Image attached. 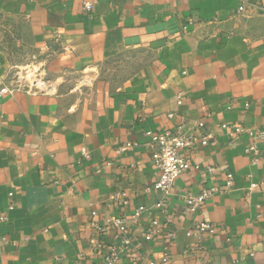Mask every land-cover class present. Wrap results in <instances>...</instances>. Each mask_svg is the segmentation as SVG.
I'll list each match as a JSON object with an SVG mask.
<instances>
[{
	"label": "crops",
	"instance_id": "1",
	"mask_svg": "<svg viewBox=\"0 0 264 264\" xmlns=\"http://www.w3.org/2000/svg\"><path fill=\"white\" fill-rule=\"evenodd\" d=\"M0 16L26 25L57 81L0 92V264H106L111 249L113 264H264V140L246 153L264 131V0H0ZM12 67L0 52V91ZM165 130L194 142L160 207L145 134ZM201 222L215 232L187 234Z\"/></svg>",
	"mask_w": 264,
	"mask_h": 264
},
{
	"label": "built area",
	"instance_id": "2",
	"mask_svg": "<svg viewBox=\"0 0 264 264\" xmlns=\"http://www.w3.org/2000/svg\"><path fill=\"white\" fill-rule=\"evenodd\" d=\"M84 9L89 10L90 6L84 4ZM243 7L238 9V12H242ZM50 59V55L46 54L41 60H37L35 57L32 58L31 64L23 70H16L11 73V76L7 78V86L1 89L2 94L12 95L15 92L23 91L29 94H42L46 96L54 95L57 90V81L51 80L47 77L46 66ZM178 104L180 102L178 101ZM173 115L169 114L168 118H172ZM198 127L201 124L197 123ZM226 128V125H222ZM235 133L241 131L240 128L234 127ZM250 137L253 138V143L246 149V153H251L253 155L257 154L256 143L260 140H264V131H251L249 132ZM145 136L148 138V144L152 147L153 152L150 156L152 163L158 170L157 181L153 185V190L158 192L161 196L159 206L162 207L165 199L170 195L171 188L175 181L180 177V175L190 168V162L184 155V150L191 147L194 142L192 136L181 134L178 131L165 130L161 133L147 132ZM212 145V138L209 134L204 135L200 140L201 146ZM136 144L132 142H125L117 147V152L121 153L129 148L135 147ZM209 171H212L208 168ZM232 175L228 174L226 176L223 185L218 189L219 192L228 191L232 185ZM215 188H209L203 190V192L197 197L185 196L184 205L186 211L189 213H194L202 205L205 199L213 195L216 191ZM114 200L118 202L125 203L122 194H116ZM144 211L143 207L136 209L132 216V220H136L139 215ZM90 225L92 228L96 229L98 232L102 233L106 230V227L112 226L114 228L120 229L124 222L122 218H115L110 221H106V226L100 225L96 220V214L91 213ZM6 217L0 216V223L4 222ZM156 225V222L152 223ZM193 231L199 233V238L202 239L206 235H211L215 232L214 227L206 222H201L194 224L192 228L187 230V234ZM121 240V249L129 245L130 240L126 237L123 231ZM199 250L200 248H191L192 250ZM118 252L111 249L110 252L105 257L106 264H113L117 261ZM151 264V263H150Z\"/></svg>",
	"mask_w": 264,
	"mask_h": 264
},
{
	"label": "rangeland",
	"instance_id": "3",
	"mask_svg": "<svg viewBox=\"0 0 264 264\" xmlns=\"http://www.w3.org/2000/svg\"><path fill=\"white\" fill-rule=\"evenodd\" d=\"M0 52L11 63L12 72L23 70L31 64L32 58L41 60L45 55H40L31 46L30 38L25 24L11 18L0 16ZM114 67V66H112ZM87 84L88 80L81 81Z\"/></svg>",
	"mask_w": 264,
	"mask_h": 264
}]
</instances>
